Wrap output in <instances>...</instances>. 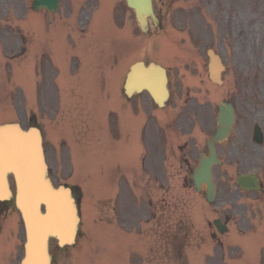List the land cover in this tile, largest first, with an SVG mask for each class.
<instances>
[{
    "label": "rangeland",
    "instance_id": "rangeland-1",
    "mask_svg": "<svg viewBox=\"0 0 264 264\" xmlns=\"http://www.w3.org/2000/svg\"><path fill=\"white\" fill-rule=\"evenodd\" d=\"M30 1L27 0L26 4V0H0V125L19 120L18 122L27 127L25 116H28L27 108L34 104V83L38 93L40 90L43 91L45 86L48 91L51 87L47 81H52L51 76L55 72H44L52 70L51 62L47 52L42 55L40 50L36 49V43L41 41L38 37L41 29L34 28V20L37 19L38 23L44 25L47 21L45 18L48 17L49 22L52 19L50 27L55 29V33L63 35L73 33L75 28L72 24L66 23L67 19H63L62 24H59L62 17H52L43 11L38 12L39 14L33 13L34 17L30 19V10L26 12ZM77 3L80 2L76 0ZM70 6V0L62 1L61 7L66 10L64 14H68ZM154 9L161 15L165 24V29L160 32L154 30L152 32L151 29L152 33L144 36L137 27L133 13L127 8L116 7L112 8V15L120 18L113 19L114 24L107 25L106 31L104 28L95 31L114 32L117 38L112 41L114 50L128 49L130 54H136L130 58L133 61L152 62L155 59L167 66L170 58L173 59L170 66L173 75V98L178 105L179 113L187 105L194 112L191 135L193 138L189 141L192 149L190 154L196 159L202 151L207 50L213 49L222 57L227 66V71L223 75L226 81L253 79L257 85H264V0H173L168 7L155 0ZM92 12L93 10L89 8L85 9V14L79 12L81 19L78 17V21L83 28L85 22H88L83 16ZM77 14L75 11L74 15ZM41 16L43 19H40ZM68 19L73 18L70 15ZM56 20L58 22H54ZM91 22H94L93 19ZM97 25L99 26V23ZM50 27L47 26L41 37L50 39L49 50L50 48L54 50L55 55L51 58L57 62L59 68V76L56 77L59 90L57 96L63 100L66 87L72 85L61 84L64 75L66 77L76 73L81 64L74 61L70 49L63 47L61 51L63 45L61 36L55 35ZM91 31L93 27L86 28V32ZM32 33L35 54L32 53L27 58L25 55L20 57L19 38ZM108 36L110 35L103 34L101 38L90 36L89 39L107 43L110 40ZM71 37L76 39L77 35L73 34ZM71 44L75 43L71 41ZM92 47L88 39H82L81 45H77L81 52ZM22 51L23 55L25 50ZM14 55L15 58H19L14 60ZM243 55L245 58H241ZM41 57L44 58V62ZM44 63L49 66L48 70L42 67ZM241 63L243 65H240ZM112 76L113 73L110 74L106 69L98 72L92 70L84 77L79 75L84 81L79 85L78 91L82 96L78 104L96 112L93 128L97 129V144L94 146L87 144L84 150L74 146L72 150L73 158L81 163L72 166L69 171L70 178L66 181L72 186H77L82 194L79 200L82 198L80 216L83 220V234L79 232L75 245L70 248L61 249L51 242V264H204L206 250L202 245L205 240L202 231L208 230L207 221L210 222L216 216L223 217L232 213L237 191L235 184L227 178L226 182L230 181L227 188H220L213 207L209 206V209L203 212L201 207H206L203 191L196 193L190 179L193 165L189 164L191 168L185 166L176 155L171 164L168 163L169 166L160 169L168 194L161 207L166 218L163 225L166 232L160 239L162 247L159 257H156L154 246L159 241L152 225L154 222L152 213H155L156 207L153 205L152 211L149 210L147 206L149 201L146 199H150L152 204L154 200L158 201L159 188L158 184L149 181V178L147 180L146 175H144L146 178L139 175L142 170L138 141L140 117L128 109L121 126L123 132L128 134V138L125 136L111 138L108 135L111 122L118 121L117 115L108 119L114 93L119 105L125 100L121 93V76L114 78V82ZM65 81L69 82L67 79ZM258 90V95H264L261 91L264 89ZM48 97L49 104L55 96L49 93ZM40 103L41 98H37L36 106L39 107ZM152 145L153 142L147 143L149 156L153 153ZM149 168L146 167V172ZM226 171L227 175H233L232 170L229 171L227 168ZM120 174L124 176L122 181H125L128 199L125 222L119 229L109 224V221H102L101 216L104 212L108 215L107 202L117 192L116 180ZM215 179L218 180L217 175ZM77 195L79 196L78 193ZM221 201L226 205L221 206ZM0 207L8 211L14 208L12 201L5 202ZM149 216L147 225L145 219L147 221ZM18 221L16 211L7 214L0 234V256L5 255L9 264L15 260L14 236L17 230V242L20 244V240H23L21 224L20 229L17 227ZM209 228L212 229V224ZM223 241L231 248L241 247L230 235ZM17 250L20 253L19 247ZM209 253L208 264H247L233 258L228 259V253L221 259L219 249L212 242L209 243Z\"/></svg>",
    "mask_w": 264,
    "mask_h": 264
},
{
    "label": "water",
    "instance_id": "water-1",
    "mask_svg": "<svg viewBox=\"0 0 264 264\" xmlns=\"http://www.w3.org/2000/svg\"><path fill=\"white\" fill-rule=\"evenodd\" d=\"M58 0H36L33 9L40 7L49 11L57 8ZM145 30L144 17L152 19L150 0H127ZM210 56V73L216 75L221 66L213 54ZM166 79L161 68L138 64L131 68L126 83L127 93L132 89H146L154 101L162 104L167 96ZM222 124V117L219 119ZM227 128V127H226ZM224 128V129H226ZM210 164L201 157L200 165L193 175L199 189L207 187V198L213 200V184L210 181ZM13 175L16 185L15 204L21 214L25 229L24 258L22 264H49L47 240L54 237L59 246L71 245L77 229L78 218L70 191L62 187L55 190L46 178L41 138L36 129L23 132L18 125L0 127V200H9L7 175ZM43 206L44 214L41 212Z\"/></svg>",
    "mask_w": 264,
    "mask_h": 264
},
{
    "label": "flooded vegetation",
    "instance_id": "flooded-vegetation-1",
    "mask_svg": "<svg viewBox=\"0 0 264 264\" xmlns=\"http://www.w3.org/2000/svg\"><path fill=\"white\" fill-rule=\"evenodd\" d=\"M110 57L111 55L107 57L106 61L107 67L112 69L113 64L111 62L113 57ZM166 72L170 83V72L168 70ZM244 82L246 85L243 90H240L242 91L240 105L234 104L233 106L235 111H237V118H245V121L238 120L228 138L221 143L215 144V154L220 162V165L215 168L221 171V177L225 176L226 167L235 169V177L247 173H253L258 177L257 185L260 190L246 192L238 188L234 198L235 206L232 211L234 216L226 217L225 222L233 221L241 236L245 238L244 250L239 252L240 258L244 257L250 261H254L257 258L260 264H264V255L260 254L255 257V252H253V256L248 259L246 250L248 246L264 248V95H258L257 85H252L250 82L248 85L247 81ZM229 92L234 94L236 91L230 90ZM215 95H217V98L214 100L213 107H216L217 111L218 104L225 98L223 97L224 92H221V99L218 98V92L214 91L213 96ZM147 97L143 93L139 103V108L144 115L148 112ZM205 97L203 151L207 156L209 154L208 143L215 133L216 111H212L209 106L210 90L206 92ZM165 108L166 111L162 122L164 128L159 126L156 134L157 138L163 139L164 143L167 142L168 138L173 141L178 135L176 106L167 103ZM154 109H156L155 106ZM158 120H162L161 115H159ZM241 122L243 123L241 124ZM256 125L259 126V132L261 133L259 142L253 135ZM182 133H185V128L182 129ZM161 161L164 162V159H160ZM211 237L217 240L214 233H211ZM246 239L250 241L247 242Z\"/></svg>",
    "mask_w": 264,
    "mask_h": 264
}]
</instances>
